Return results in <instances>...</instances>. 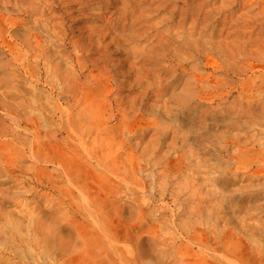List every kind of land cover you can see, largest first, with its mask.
Segmentation results:
<instances>
[{
  "label": "rangeland",
  "instance_id": "rangeland-1",
  "mask_svg": "<svg viewBox=\"0 0 264 264\" xmlns=\"http://www.w3.org/2000/svg\"><path fill=\"white\" fill-rule=\"evenodd\" d=\"M0 264H264V0H0Z\"/></svg>",
  "mask_w": 264,
  "mask_h": 264
}]
</instances>
